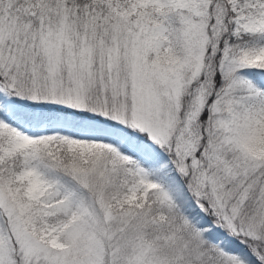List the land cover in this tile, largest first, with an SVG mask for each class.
<instances>
[{
	"label": "snow or ice",
	"instance_id": "1",
	"mask_svg": "<svg viewBox=\"0 0 264 264\" xmlns=\"http://www.w3.org/2000/svg\"><path fill=\"white\" fill-rule=\"evenodd\" d=\"M0 264H264V0H0Z\"/></svg>",
	"mask_w": 264,
	"mask_h": 264
}]
</instances>
